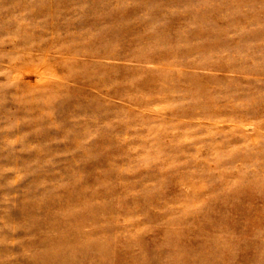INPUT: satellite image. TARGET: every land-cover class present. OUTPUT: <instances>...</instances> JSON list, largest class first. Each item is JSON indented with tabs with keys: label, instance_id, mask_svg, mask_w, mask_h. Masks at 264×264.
Returning <instances> with one entry per match:
<instances>
[{
	"label": "rangeland",
	"instance_id": "obj_1",
	"mask_svg": "<svg viewBox=\"0 0 264 264\" xmlns=\"http://www.w3.org/2000/svg\"><path fill=\"white\" fill-rule=\"evenodd\" d=\"M0 264H264V0H0Z\"/></svg>",
	"mask_w": 264,
	"mask_h": 264
}]
</instances>
